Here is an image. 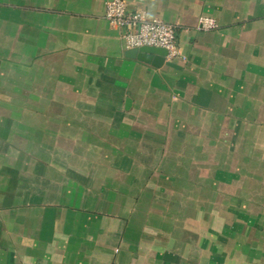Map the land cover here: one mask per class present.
Returning <instances> with one entry per match:
<instances>
[{"label": "crops", "instance_id": "obj_1", "mask_svg": "<svg viewBox=\"0 0 264 264\" xmlns=\"http://www.w3.org/2000/svg\"><path fill=\"white\" fill-rule=\"evenodd\" d=\"M111 1L0 0V264H264V0Z\"/></svg>", "mask_w": 264, "mask_h": 264}, {"label": "built area", "instance_id": "obj_2", "mask_svg": "<svg viewBox=\"0 0 264 264\" xmlns=\"http://www.w3.org/2000/svg\"><path fill=\"white\" fill-rule=\"evenodd\" d=\"M105 18L108 23L123 31L126 48L157 47L165 49L167 58L181 57L176 44L175 25L162 19L148 18L145 12L130 9L129 0H112L107 5ZM218 23L210 17H201L198 30L211 31L217 29Z\"/></svg>", "mask_w": 264, "mask_h": 264}, {"label": "water", "instance_id": "obj_3", "mask_svg": "<svg viewBox=\"0 0 264 264\" xmlns=\"http://www.w3.org/2000/svg\"><path fill=\"white\" fill-rule=\"evenodd\" d=\"M167 54L168 52L163 48L150 46L128 49L125 53L127 58L136 59L155 68H161L164 65Z\"/></svg>", "mask_w": 264, "mask_h": 264}]
</instances>
